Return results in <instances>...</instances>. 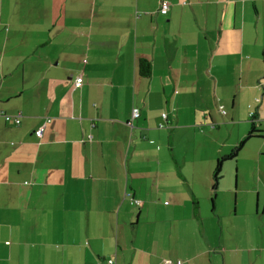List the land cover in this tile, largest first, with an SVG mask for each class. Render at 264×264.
<instances>
[{
    "label": "crops",
    "instance_id": "0c3cea01",
    "mask_svg": "<svg viewBox=\"0 0 264 264\" xmlns=\"http://www.w3.org/2000/svg\"><path fill=\"white\" fill-rule=\"evenodd\" d=\"M161 1L0 0V264H264V0Z\"/></svg>",
    "mask_w": 264,
    "mask_h": 264
},
{
    "label": "built area",
    "instance_id": "2783aa9c",
    "mask_svg": "<svg viewBox=\"0 0 264 264\" xmlns=\"http://www.w3.org/2000/svg\"><path fill=\"white\" fill-rule=\"evenodd\" d=\"M168 2L166 0H162L160 3V8H159V13L160 14H165L168 11ZM82 83V78L81 77H76L75 80V86H80V84ZM218 109L221 113H225V111L222 109V106H218ZM138 114V109L137 108H133L132 109V117L136 116ZM163 118L166 117V113L162 114ZM248 117L249 118H253V111H249L248 112ZM19 115L18 114H14V115H3V119L5 122H9L11 124H15V125H19L20 124V119H19ZM162 125V124H160ZM42 128H44V126H40L39 128H37L35 130L36 134H41ZM107 263L108 264H116L113 258L107 259ZM96 264H100L99 261H97ZM162 264H172V262L170 260H162Z\"/></svg>",
    "mask_w": 264,
    "mask_h": 264
},
{
    "label": "trees",
    "instance_id": "16d2710c",
    "mask_svg": "<svg viewBox=\"0 0 264 264\" xmlns=\"http://www.w3.org/2000/svg\"><path fill=\"white\" fill-rule=\"evenodd\" d=\"M150 71H151L150 63L144 59L139 60V75L142 77H148L150 75ZM253 133H254V130L251 129V131L245 137V139L249 137L250 135H252ZM245 139L241 140L238 146L235 149H233L229 155L222 156L221 158L217 160V164H215L213 172H212L213 187H215L217 180L220 179V164H222L224 160L234 158L236 155L237 149H239V147L243 144Z\"/></svg>",
    "mask_w": 264,
    "mask_h": 264
},
{
    "label": "rangeland",
    "instance_id": "374dc122",
    "mask_svg": "<svg viewBox=\"0 0 264 264\" xmlns=\"http://www.w3.org/2000/svg\"><path fill=\"white\" fill-rule=\"evenodd\" d=\"M233 176L231 177V182H233ZM220 198V197H219ZM218 201H220V199L218 200ZM218 201H217V203H218ZM209 205H210V203H209ZM217 207H218V209H217V211H221V212H223V209H221L220 208V206L217 204ZM221 209V210H220ZM232 209H233V206H228V208L226 209V210H224L225 211V218L227 219L226 221H225V224L227 223V221L229 222H231V219H229V218H232L230 215H232L231 213H232ZM228 215H229V217H228ZM258 217V220L260 219V217L259 216H257ZM257 226V225H256ZM225 227V229L227 228L226 226H224Z\"/></svg>",
    "mask_w": 264,
    "mask_h": 264
}]
</instances>
